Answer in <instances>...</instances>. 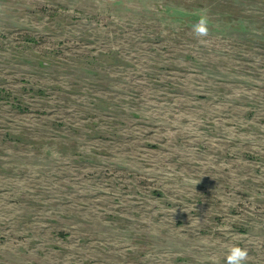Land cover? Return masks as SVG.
Segmentation results:
<instances>
[{"label":"rangeland","instance_id":"374dc122","mask_svg":"<svg viewBox=\"0 0 264 264\" xmlns=\"http://www.w3.org/2000/svg\"><path fill=\"white\" fill-rule=\"evenodd\" d=\"M233 246L264 264V0H0V264Z\"/></svg>","mask_w":264,"mask_h":264},{"label":"clouds","instance_id":"9594fccd","mask_svg":"<svg viewBox=\"0 0 264 264\" xmlns=\"http://www.w3.org/2000/svg\"><path fill=\"white\" fill-rule=\"evenodd\" d=\"M210 19L206 10L198 13V20L192 25V32L196 37H206L209 34ZM248 252L239 246H233L227 255V264H244Z\"/></svg>","mask_w":264,"mask_h":264}]
</instances>
